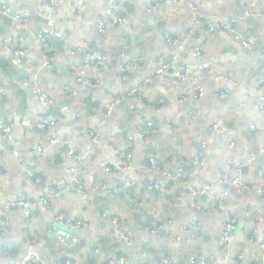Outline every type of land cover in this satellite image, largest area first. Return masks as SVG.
<instances>
[{
  "label": "crops",
  "instance_id": "crops-1",
  "mask_svg": "<svg viewBox=\"0 0 264 264\" xmlns=\"http://www.w3.org/2000/svg\"><path fill=\"white\" fill-rule=\"evenodd\" d=\"M188 1L157 0L158 8L146 15V0H126L118 12L127 22L112 25L106 45L101 46L97 22L108 0H0L13 14L29 12L22 23L0 19V90H4L0 121L16 112L12 136L4 137L0 129V206H11L10 232L0 234V250L7 257L35 254L39 264H106L109 257H126L128 264L130 252L135 251L134 264H264V198L257 192L264 187V129L251 130L252 125L264 126V111L257 108L264 95V83L260 86L264 64L239 58V51L260 52L264 61V0H195L198 12ZM242 8L245 17L239 14ZM251 9L257 15H249ZM231 18H238L241 39L220 28L211 30L219 19ZM46 26L66 39H56L45 53L37 33ZM166 34L181 41L186 36L189 48L201 47L202 56L181 51L166 40ZM133 37L145 56L134 52ZM242 39L253 41L256 49H245ZM84 42L105 60L98 67L102 83L81 88L77 82L83 54H74L73 48ZM19 48L26 54L16 66ZM202 62L225 79L206 84L205 97L197 99L193 85L176 80L173 74L185 65L196 69ZM162 65L166 72L154 75ZM148 76H154L153 83L144 86ZM142 86L139 94H130L131 88ZM225 86L231 92L221 99L218 92ZM41 94L49 97L50 104H43ZM116 99L119 103L108 113ZM189 113L196 115L191 123ZM50 116L56 118L54 129L33 130ZM150 121L155 122L153 134L143 142L139 131ZM214 124L226 128L220 133L210 131ZM59 138L66 143H51ZM94 138L100 146L93 148V155L80 168L84 192L79 186L68 190L69 170L79 167V158ZM202 142L210 143L203 148ZM200 146L205 161L195 164ZM69 148L75 150L71 158L65 155ZM114 150L130 153L128 172L102 169ZM253 157L256 160L249 164ZM151 158L158 161L156 166ZM240 165L241 172L234 169ZM29 169L35 171L33 179L28 178ZM179 169L188 174L187 183L167 178V173ZM224 176H229V188L221 182ZM238 176L241 187L233 183ZM92 178L104 188L92 190ZM154 182H166L163 195L149 187ZM206 183L213 189L200 196L202 207L197 209L191 203L190 187ZM51 189L57 194L46 211L42 202ZM225 191L226 210L220 211L213 202ZM21 195L36 202L31 218L18 204ZM231 213L238 217L236 241L221 246ZM60 215L62 222L57 220ZM80 218L87 224L73 232V239H63L59 229ZM113 218L120 222L114 224ZM144 220L165 226L172 221L166 229L174 235L141 232ZM127 234L131 245L120 237Z\"/></svg>",
  "mask_w": 264,
  "mask_h": 264
},
{
  "label": "built area",
  "instance_id": "built-area-1",
  "mask_svg": "<svg viewBox=\"0 0 264 264\" xmlns=\"http://www.w3.org/2000/svg\"><path fill=\"white\" fill-rule=\"evenodd\" d=\"M126 0H108L107 2V8L105 14L98 19L97 22V34L100 38V43L102 45H106V42L108 40V32L109 28L112 27V25H122L127 22V19L123 16H121L118 12L119 4H123ZM174 2H179V0H172ZM157 0H146L145 2V14L148 15L151 12L155 11L158 6L156 5ZM188 4L190 8L193 11L198 12V6L195 0H189ZM249 15H257L255 10L251 9L248 13ZM3 17H12L13 20L17 23H22L23 20L29 17V12L26 10H19L15 14H13V11L11 7L7 4H1L0 3V19ZM238 22V18H231V19H219L216 23L210 26L211 30H215L217 28L223 29L226 32H229L237 38L241 39L240 34L237 32L236 24ZM191 34V31L189 32ZM37 38L39 40V43L41 46L45 49V53L50 50L51 46L53 45L54 41L56 39H66L65 35L63 33H59L55 31L51 27H42L38 33ZM166 40L173 45H178L180 50L183 52H194V54L198 57L202 56V49L201 47L196 48H189V45L187 44V38L184 37V40L175 39L170 34H166ZM242 45L245 49L248 51H253L256 49V44L251 40H241ZM73 53L74 54H83V70L80 74V77L78 78L77 86L81 88H85L87 86H93V85H99L102 83V75L99 73L98 67L102 65L103 61L105 60L104 56L100 52H92L89 51V44L87 42L78 44L75 46ZM26 54V50L19 48L15 51V56L17 57L15 60L16 66H19L23 62V58ZM124 52L122 53V58L124 59ZM124 65H122V68ZM137 69L138 66H135ZM166 72V66L162 65L156 68L154 71V75H161ZM173 77L176 80L182 81V82H190L193 85L194 88V94L195 98L202 99L205 97L206 94V87L205 85L210 82H215L216 84L222 83V81L225 79L223 75L216 74L213 71L212 66L208 62H202L200 63L196 69L193 68L192 65H185L177 70H175ZM154 76H148L144 79V86L145 85H151L153 83ZM227 79V78H226ZM260 86L264 83L262 80H260ZM135 87L130 89V94L137 95L140 93L141 89L144 87ZM230 88L228 86H225L222 90L218 92V97L221 99L227 98L230 95ZM0 94L4 95V90H0ZM41 101L43 104H50L51 100L48 96L45 94H41ZM119 103V100L116 99L111 106L108 108V113H111L115 106ZM131 109H135L134 105H130ZM259 112L264 111V95H261L259 98L258 106H257ZM16 115V112H13L11 114V117L8 119H3L0 121V129L3 132L4 137L10 138L12 136L13 132V117ZM196 118V115L194 113L188 114V119L191 122H193ZM39 129H46V128H55L56 127V118L53 116L48 117L47 119L40 121L38 124ZM155 127V122L150 121L146 124V126H142L139 131V136L143 142H145L150 136L153 134V129ZM226 127L219 126L218 124H214L210 126V131L213 132H222ZM264 129V126L262 128L252 125L251 130L252 131H261ZM66 143V141L63 138L59 139H52L51 143L55 144L57 142ZM94 144H92L91 147H89L86 152L79 158V167H75L69 170V180H68V190H72L75 186H79V191L84 192V187L79 185V174L81 172V167L84 166L85 162L88 158H90L94 153V147L100 146V141L97 138L93 139ZM210 142H202L201 146L203 148L207 147ZM17 156H20L18 152H16ZM65 155L68 158H71L75 155L74 149H67L65 151ZM199 158H196L194 160L195 164H198L199 162H204L205 158L203 156V152L199 154ZM33 160L36 158L37 154L34 152L31 154ZM256 160L255 157H253L249 164L253 163ZM153 165H157L158 161L155 158H151L150 160ZM131 155L130 153H123L120 150H114L111 153L110 159L108 163H105L102 166V169L107 173L117 172V171H126L130 169L131 166ZM229 165H232V162L229 160ZM234 169L241 170L243 169V166H235ZM34 170L29 169L28 170V178L33 179L34 178ZM167 178L169 180H175L179 181L180 183H187L188 181V174L184 171V169H179L176 172H169L167 173ZM263 177H261L262 179ZM264 179V178H263ZM222 184L228 185L230 184L229 176H224L222 178ZM234 185L237 187H241L243 185V181L240 176L235 178L233 181ZM128 186L131 185L130 182L127 184ZM150 188L157 190L161 195L166 190V182H154L149 185ZM90 188L92 190L97 189H103V186H100L96 179L92 178L90 180ZM213 189V185L211 184H203L200 186H193L190 187V195H191V203L192 206L200 209L202 207L199 198L200 196H203L205 194H208L210 190ZM263 198H264V187L259 186L257 191ZM57 191L55 189H51L48 196L43 199V206L46 211L50 210V202L54 197L56 196ZM228 192H221L219 193L214 202L213 205L217 208V210L225 211V199ZM18 204L21 208H23L25 212V216L27 218H31V215L33 213V210L36 207V202L34 200L29 199L25 195H21L18 198ZM11 206L9 204L1 205L0 206V234L2 236H7L10 232V225L8 221L7 213L10 210ZM262 217L264 219V212L262 214ZM58 222H62L64 220V216L60 215L57 217ZM114 224H118L120 221L118 218H113ZM87 224L86 220L83 219H71L69 226H66L65 228L59 229V234L63 239H73V232L78 230L79 228L85 226ZM172 224V221L166 222V226H170ZM238 225V217L235 213H231L230 216L227 218V223L224 226V232L222 235V238L220 240L221 246H229L233 244L236 241L235 236V229ZM165 225L160 224L158 222L148 223L146 220H144L143 224L139 227L141 232L149 233L150 235H156L161 231L167 232L170 235H174V231L170 230L168 231ZM121 239L125 242H127L128 245H131L132 237L130 234L122 235L120 236ZM262 242V248L264 249V239L261 240ZM5 252L0 250V264H39L40 258L35 254H29L21 259H10L7 257ZM204 261V260H203ZM205 262V261H204ZM67 264H71L70 262ZM106 264H127V258L121 257L118 259H114L112 257H109L107 259Z\"/></svg>",
  "mask_w": 264,
  "mask_h": 264
},
{
  "label": "water",
  "instance_id": "water-1",
  "mask_svg": "<svg viewBox=\"0 0 264 264\" xmlns=\"http://www.w3.org/2000/svg\"><path fill=\"white\" fill-rule=\"evenodd\" d=\"M254 3H256V4H258V5H260V3L259 2H254ZM239 14L241 15V16H243V17H245V8H242L241 9V12H239ZM248 18H250V17H248ZM247 18V19H248ZM6 22H8V23H10V24H13V18L12 17H7L6 19ZM254 26L256 27L257 26V28L259 27V23H254ZM255 37H258L257 36V34H255L254 35ZM259 44H261V42H260V40H259ZM136 43H135V37H133V49L135 50L134 52H137V53H139V54H141L142 56H145V54L141 51V50H139V49H137L136 47ZM261 49H263V47L261 48ZM259 54H260V52H255V53H252L251 55H248L247 53H242L241 51H239V58L240 59H243V60H252L254 63L253 64H255V62L256 61H260V64L261 65H263L264 64V61H262L261 59H260V56H259ZM253 64H251V65H253ZM263 76V74H261L260 75V77L259 78H261ZM264 77V76H263ZM259 102V100H257V103ZM258 106V105H257ZM33 130H35V131H41L38 127H37V124L36 125H34L33 126ZM200 149H202L201 148V146L199 147V150ZM202 152L204 151L203 149L201 150ZM255 154H257V155H259L260 154V151H258V150H255V152H254ZM0 169H1V165H0ZM248 169V167H245L244 168V170L246 171ZM260 173H261V171H262V169H261V167H260ZM225 188H229V185H225L224 186ZM107 193V192H106ZM137 230H132L131 229V233L133 232H136ZM201 256H202V254H201ZM135 258H136V252L135 251H131L130 252V254H129V261H128V264H134V261H135ZM158 262H161V260L158 258Z\"/></svg>",
  "mask_w": 264,
  "mask_h": 264
}]
</instances>
